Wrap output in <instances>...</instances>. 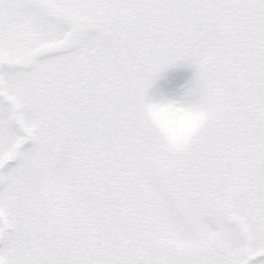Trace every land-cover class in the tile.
Returning <instances> with one entry per match:
<instances>
[{
  "label": "snow or ice",
  "instance_id": "6c2138e0",
  "mask_svg": "<svg viewBox=\"0 0 264 264\" xmlns=\"http://www.w3.org/2000/svg\"><path fill=\"white\" fill-rule=\"evenodd\" d=\"M0 264H264V0H0Z\"/></svg>",
  "mask_w": 264,
  "mask_h": 264
},
{
  "label": "rangeland",
  "instance_id": "374dc122",
  "mask_svg": "<svg viewBox=\"0 0 264 264\" xmlns=\"http://www.w3.org/2000/svg\"><path fill=\"white\" fill-rule=\"evenodd\" d=\"M193 75V69L188 66H177L168 69L158 79L154 86V91H178L182 90L183 86L188 83Z\"/></svg>",
  "mask_w": 264,
  "mask_h": 264
}]
</instances>
